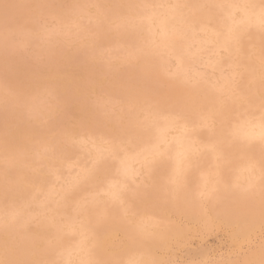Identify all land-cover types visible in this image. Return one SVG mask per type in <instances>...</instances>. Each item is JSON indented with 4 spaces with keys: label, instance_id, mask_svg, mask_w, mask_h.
<instances>
[{
    "label": "rangeland",
    "instance_id": "obj_1",
    "mask_svg": "<svg viewBox=\"0 0 264 264\" xmlns=\"http://www.w3.org/2000/svg\"><path fill=\"white\" fill-rule=\"evenodd\" d=\"M215 1L0 0V264L264 261V1Z\"/></svg>",
    "mask_w": 264,
    "mask_h": 264
},
{
    "label": "bare ground",
    "instance_id": "obj_2",
    "mask_svg": "<svg viewBox=\"0 0 264 264\" xmlns=\"http://www.w3.org/2000/svg\"><path fill=\"white\" fill-rule=\"evenodd\" d=\"M166 1H167V0H166ZM176 1H177V0H176ZM214 1H215V0H214ZM228 1H229V0H228ZM236 1H238V0H236ZM239 1H240V0H239ZM249 1H250V0H249ZM256 1H258V0H256ZM260 1H261V0H260ZM263 1H264V0H263ZM161 2H163V1H161ZM172 2H173V0H172ZM174 2H175V1H174ZM215 2H216V1H215ZM217 2H218V0H217ZM164 3H165V2H164ZM175 3H177V2H175ZM175 3H174V5H175ZM179 3H180V2H179ZM179 3H178L177 5H179ZM219 3H221V2L219 1ZM235 3H236V2H235ZM241 3H242V2H241ZM247 3H248V2H247ZM247 3H246V4H247ZM249 3H250V2H249ZM252 3H253V2H252ZM166 4H167V3H166ZM168 4H169V3H168ZM215 4H216V3H215ZM227 4H228V3H227ZM253 4H254V3H253ZM257 4H258V3H256L255 5H257ZM163 5H164V4H163ZM172 5H173V3H172ZM182 5L184 6V4H182ZM220 5H221V4H220ZM222 5H223V4H222ZM237 5H238V4H237ZM239 5H240V4H239ZM243 5H244V4H243ZM247 5H248V4H247ZM259 5H260V4H259ZM261 5H262V4H261ZM261 5H260V6H261ZM170 6H171V5H170ZM215 6H216V5H215ZM245 6H246V5H245ZM165 7H166V6H165ZM168 7H169V6H168ZM172 7H173V6H171V8H172ZM206 7H207V6H205V8H206ZM228 7H229V6H228ZM233 7H234V5H233ZM236 7H237V6H236ZM236 7H235V8H236ZM240 7H241V6H240ZM240 7H239V8H240ZM246 7H247V6H246ZM246 7H244L243 9L245 10ZM249 7L253 9V7H251V6H249ZM254 7H255V6H254ZM256 7H257V6H256ZM159 8L161 9V7H159ZM162 8H163V7H162ZM166 8H167V7H166ZM182 8H185V7H182ZM230 8H232V7H230ZM262 8H264V7H262ZM172 9H173V8H172ZM172 9H171V10H172ZM236 9H237V8H236ZM248 9H249V8H248ZM254 9H255V8H254ZM259 9H260V7H259ZM156 10H157V9H156ZM166 10H167V9H166ZM169 10H170V8H169ZM169 10H168V11H169ZM178 10H179V9H178ZM250 10H251V9H250ZM256 10H257V9H256ZM261 10H262V9H261ZM159 11H160V10H159ZM173 11H174V9H173ZM180 11H181V10H180ZM203 11H204V10H203ZM203 11H202V13H203ZM229 11H230V10H229ZM155 12H156V11H155ZM155 12H154V13H155ZM181 12H182V11H181ZM205 12H206V11H205ZM240 12H242V11H239V13H240ZM243 12H244V11H243ZM253 12H254V11H253ZM257 12H258V11H257ZM262 12H263V11H262ZM262 12H261V13H262ZM149 13H150V12H149ZM151 13H152V12H151ZM163 13H166V12L164 11ZM169 13H171V11H170ZM174 13H175V12H174ZM178 13H180V12H178ZM229 13H230V12H229ZM229 13H228V15H230ZM249 13H250V12H249ZM255 13H256V11H255ZM259 13H260V11H259ZM147 14H148V13H147ZM152 14H153V13H152ZM167 14H168V13H167ZM235 14H236V13H235ZM237 14H238V13H237ZM245 14H246V13H245ZM148 15H149V14H148ZM148 15H147V16H148ZM195 15H196V14H195ZM195 15H194V16H195ZM238 15H239V14H238ZM240 15H241V14H240ZM256 15H257V14H256ZM151 16H153V15H151ZM151 16H150V17H151ZM160 16H161V15H160ZM171 16H172V15H171ZM178 16H180V15H178ZM205 16H206V15H205ZM207 16H209V15H207ZM207 16H206V17H207ZM233 16H234V17H233ZM233 16H231V17L235 18V15H233ZM260 16H261V15H260ZM153 17H154V16H153ZM165 17H166V15H165ZM209 17H210V16H209ZM255 17H256V16H255ZM261 17H262V20H263V15H262ZM168 18H169V17H168ZM168 18H167V19H168ZM176 18H179V17H176ZM180 18H181V16H180ZM182 18H183V17H182ZM182 18H181V20H182ZM184 18H185V17H184ZM207 18H208V17H207ZM252 18H253V17H252ZM150 19H152V18H150ZM167 19H166V20H167ZM171 19H172V18H171ZM208 19H209V18H208ZM247 19H248V18H247ZM253 19H254V18H253ZM147 20H148V19H147ZM147 20H146V21H147ZM154 20H155V19H154ZM154 20H153V21H154ZM159 20H162V19H159ZM178 20L180 21V19H178ZM256 20H257V19H256ZM256 20H255V21H256ZM162 21H163V20H162ZM162 21H161V22H162ZM182 21H183V20H182ZM195 21H196V20H195ZM198 21H199V20H198ZM227 21H228V20H227ZM252 21H254V20H252ZM258 21H259V20H258ZM161 22H159V23H161ZM187 22H188V21H187ZM190 22H192V21H190ZM190 22H189V24L192 25L193 22H192V23H190ZM196 22H197V21H196ZM240 22H241V21H240ZM243 22H244L243 24H245V22H247V21L244 19ZM260 22H262V21H260ZM260 22H259V23H260ZM144 23H145V22H144ZM149 23H150V22H149ZM164 23L167 24V22H164ZM181 23H182V22H181ZM183 23H185V21H184ZM197 23H199V22H197ZM225 23H226V21H225ZM251 23H252V22H251ZM251 23H250V24H251ZM253 23H254V22H253ZM262 23H263V22H262ZM155 24H157V23H155ZM155 24H154V25H155ZM195 24H196V23H195ZM203 24H204V23H203ZM203 24H201V25H203ZM227 24H228V26H229V23H227ZM232 24H233V23H232ZM239 24H240V23H239ZM239 24L237 23L236 26H238ZM255 24H256V23H255ZM255 24H253V25L251 24V26L254 27ZM159 25H162V24H159ZM169 25H171V24H167L166 26H169ZM196 25H198V24H196ZM225 25H226V24H225ZM240 25H241V24H240ZM240 25H239V26H240ZM257 25H258V24H257ZM148 26H150V25H148ZM156 26H157V25H156ZM180 26H181V25H180ZM192 26H193V29H194V25H192ZM192 26H191V27H192ZM199 26H200V25H199ZM236 26H235V27H236ZM187 27H188V26H187ZM189 27H190V26H189ZM189 27H188V29H189ZM197 27H198V26H197ZM201 27H202V26H201ZM204 27H205V26H204ZM204 27H203V28H204ZM206 27H207V26H206ZM206 27H205V28H206ZM230 27H231V26H230ZM235 27H234V28H235ZM241 27H242V26H241ZM243 27H244V26H243ZM154 28H157V27L154 26ZM154 28H152V30H153ZM180 28H181V27H180ZM185 28H186V27H185ZM209 28H210V27H209ZM224 28L227 29V27H223V29H224ZM260 28H262V26H261ZM263 28H264V27H263ZM146 29H147V28H146ZM160 29H161V28H160ZM160 29H159V30H160ZM171 29H172V28H171ZM174 29H175V28H174ZM176 29L178 30L179 28H176ZM197 29H198V28H197ZM197 29H195V30H197ZM210 29H211V28H210ZM213 29H214V28H213ZM215 29H216V28H215ZM250 29H251V28H250ZM256 29H258V28L256 27ZM155 30H156V29H155ZM159 30H158V31H159ZM169 30H170V29H169ZM186 30H187V29H186ZM186 30H185V31H186ZM199 30H200V28H199ZM201 30H202V29H201ZM235 30H236V29H235ZM235 30H234V31H235ZM241 30H242V29H241ZM243 30L245 31L244 28H243ZM243 30H242V31H243ZM180 31H181V30H180ZM182 31H184V30H182ZM208 31H209V30H207L206 32H208ZM215 31H216V30H215ZM231 31H232V30H231ZM242 31H241V33H242ZM164 32H165V31H164ZM164 32H160V34H161V33H164ZM169 32H170V31H169ZM169 32H168V33H169ZM177 32H178V31H177ZM187 32H188V31H186V33H187ZM193 32H194V30H193ZM200 32L203 33L204 31H200ZM210 32H211V34H214V33H212V31H210ZM218 32H219V31H218ZM220 32H222V31H220ZM220 32H219V33H220ZM223 32H225V31L223 30ZM223 32H222V33H223ZM235 32H236V31H235ZM238 32H239V30H238ZM238 32L236 33L237 36L239 35ZM250 32L252 33V31H250ZM155 33H156V32H155ZM189 33H191V31H190ZM208 33H209V32H208ZM248 33H249V32H248ZM164 34H165V33H164ZM164 34H163V35H164ZM166 34H167V33H166ZM177 34H178V33H177ZM177 34H176V36H177ZM181 34H182V33H181ZM192 34H193V33H192ZM192 34L190 35V37L192 36ZM220 34H221V33H220ZM224 34H226V33H224ZM234 34H235V33H234ZM234 34H233V35H234ZM242 34H243V33H242ZM246 34H247V33H246ZM252 34H253V33H252ZM252 34H251V35H252ZM151 35H152V34H151ZM156 35H157V34H156ZM169 35H171V34H169ZM172 35H173V34H172ZM174 35H175V34H174ZM174 35H173V36H174ZM178 35H179V34H178ZM184 35H185V34H184ZM194 35H195V34H194ZM196 35H197V34H196ZM200 35H201V33H200ZM207 35H208V34H207ZM209 35H210V33H209ZM209 35H208V36H209ZM217 35H218V34H217ZM217 35H216V37H217ZM227 35H229V34H227ZM227 35H226V36H227ZM233 35H232V36H233ZM158 36H159V34H158ZM158 36H157V37H158ZM182 36H183V35H182ZM185 36H186V35H185ZM212 36H213V35H212ZM226 36H225V38H226ZM244 36H245V35H244ZM244 36H243V37H244ZM155 37H156V36H155ZM180 37H181V36H180ZM194 37H195V36H194ZM213 37H214V36H213ZM218 37H219V36H218ZM228 37H229V36H228ZM161 38H163V36H161ZM161 38H160V39H161ZM168 38H169V37H167L166 40H167ZM170 38H171V37H170ZM223 38H224V37H223ZM237 38H238V37H237ZM155 39H156V38H155ZM157 39H158V38H157ZM178 39H179V38H178ZM183 39H184V38H183ZM191 39H193V37H192ZM200 39H201V38H200ZM204 39H205V38H204ZM218 39H219V38H218ZM226 39H227V38H226ZM151 40H152V39H151ZM162 40H164V38H163ZM168 40H169V39H168ZM187 40H188V39H187ZM187 40H186V41H187ZM201 40H202V39H201ZM209 40H211L210 37H209ZM216 40H217V39H216ZM219 40H220V39H219ZM219 40H218V41H219ZM224 40H225V39H224ZM227 40H228V39H227ZM230 40H231V38H230ZM230 40H229V41H230ZM236 40H237V39H236ZM239 40H240V38H239ZM158 41H159V40H158ZM173 41H174V40H173ZM180 41H181V40H180ZM190 41H191V40H190ZM171 42H172V38H171ZM177 42H179V41H177ZM191 42H192V41H191ZM196 42H197V41H196ZM200 42H201V41H200ZM202 42H204V41L202 40ZM207 42H208V41H207ZM207 42H206V43H207ZM213 42H214V40H213ZM219 42H221V41H219ZM225 42H226V41H225ZM225 42H224V44H225ZM227 42H228V41H227ZM227 42H226V44H227ZM230 42H231V41H230ZM150 43H152V42L150 41ZM161 43H164V41H162ZM172 43H173V42H172ZM175 43H176V42H175ZM180 43L182 44V42H180ZM180 43H179V44H180ZM183 43H184V42H183ZM159 44H160V43H159ZM165 44L167 45V43H165ZM165 44H164V45H165ZM169 44H170V42H169ZM179 44L176 43V44H173V45H176V46L178 45V46H179ZM181 44H180V45H181ZM188 44H189V43H188ZM195 44H196V43H195ZM219 44H220V43H219ZM221 44H222V42H221ZM221 44H220V45H221ZM224 44H222V45H224ZM228 44H229V43H228ZM231 44L233 45L232 42L230 43V45H231ZM240 44H241V43H240ZM244 44H246V43L244 42ZM151 45H153V44H151ZM170 45H172V44H170ZM185 45H186V44H185ZM196 45H197V44H196ZM215 45H216V44H215ZM215 45H213V46L215 47ZM235 45H237V44L235 43ZM154 46H155V44H154ZM186 46H190V44H189V45H186ZM202 46H203V45H201V47H202ZM210 46H211V45H210ZM245 46H246V45H245ZM155 47H156V46H155ZM157 47H158V46H157ZM157 47H156V48H157ZM166 47H167V46H166ZM171 47H173V46H171ZM180 47H181V46H180ZM182 47H183V44H182ZM206 47H207V46H206ZM218 47H219V46H218ZM226 47H227V46H226ZM235 47L237 48V46H235ZM239 47H240V46H239ZM242 47H243V46H242ZM242 47H241V48H242ZM149 48H151V47L149 46ZM152 48H153V47H152ZM152 48H151V49H152ZM156 48H154V49H156ZM161 48H162V47H161ZM167 48H168V47H167ZM174 48H175V47H174ZM183 48H185V47H183ZM195 48H196V46H195ZM195 48H194V49H195ZM208 48H209V47H208ZM233 48H234V47L232 46V49H233ZM176 49H177V47H176ZM179 49H181V48H179ZM192 49H193V48H192ZM192 49H191V50H192ZM210 49H212V48H210ZM210 49H209V50H210ZM229 49H230V48H229ZM245 49H247V46H246ZM186 50H189V49L187 48ZM198 50H199V49H198ZM201 50L203 51V48H202ZM207 50H208V49H207ZM223 50H224V49H223ZM226 50H228V48H227ZM243 50H244V48H243ZM243 50H242V51H243ZM256 50H257V49H256ZM150 51H151V50H150ZM160 51H161V49H160ZM164 51H168V50H164ZM172 51L174 52V50H172ZM177 51H178V50H177ZM177 51H176V52H177ZM193 51H194V50H193ZM202 51H201V52H202ZM224 51H225V50H224ZM228 51H229V50H228ZM230 51H231V49H230ZM234 51H235V50H234ZM245 51L247 52V50H245ZM151 52L154 53V51H151ZM169 52H171V51L169 50ZM176 52H175V55H176ZM180 52H181V51H178L177 54L180 53ZM182 52H183V51H182ZM210 52H211V51H210ZM214 52H217V51H214ZM214 52H213V53H214ZM219 52H220V51H219ZM243 52H244V51H243ZM163 53L165 54V52H163ZM171 53H172V52H171ZM171 53H170V54H171ZM186 53H187V52H185V54H186ZM191 53H192V52H191ZM196 53H198V52L196 51ZM199 53H200V52H199ZM206 53H207V51H206ZM228 53H229V52H228ZM239 53H241V50H240ZM255 53H256V51H255ZM259 53H260V52H259ZM183 54H184V52H183ZM183 54H180V55H183ZM187 54H188V53H187ZM209 54H210V53H209ZM221 54H222V53H221ZM232 54H233V53H232ZM175 55L173 56V58H174L173 60H175ZM189 55H190V53H189ZM193 55H194V54H193ZM193 55H192V56H193ZM196 55H198V54H196ZM240 55H242V53H241ZM251 55H252V54H251ZM253 55H254V52H253ZM257 55H258V53H257ZM257 55H256V56H257ZM202 56H203V55H202ZM204 56H205V58H206V55H204ZM214 56H215V55H214ZM217 56H218V55H217ZM176 57H177V56H176ZM179 57H180V56H179ZM197 57H198V56H197ZM200 57H201V56H200ZM222 57H223V55H222ZM228 57H229V56H228ZM185 58H186V57H185ZM190 58H191V57H190ZM190 58H189V59H190ZM193 58H194V57H193ZM193 58H191V59H193ZM207 58H208V57H207ZM213 58H214V57H213ZM218 58H219V57H218ZM226 58H227V57H226ZM257 58H258V56H257ZM165 59H166V58H165ZM208 59H209V58H208ZM211 59H212V58H211ZM235 59H236V58H235ZM235 59H233V60H235ZM251 59H252V58H251ZM176 60H177V59H176ZM180 60H181V59H180ZM180 60H179V62H180ZM182 60H183V58H182ZM194 60H195V59H193L192 61L194 62ZM197 60H198V59H197ZM197 60H195V61L197 62ZM201 60H202V59H201ZM221 60H222V58H221ZM221 60H220V61H221ZM252 60H254V59H252ZM260 60H261V59H260ZM165 61H166V60H165ZM206 61H207V60H206ZM213 61H214V60H213ZM223 61H225V60H223ZM223 61H222V62H223ZM230 61H231V60H230ZM240 61H241V60H240ZM254 61H255V60H254ZM175 62H176V61H175ZM242 62H243V61H242ZM169 63H171V62H169ZM177 63H178V61H177ZM177 63H176V64H177ZM184 63H185V60H184ZM186 63H187V62H186ZM186 63H185V65H187L189 62H188L187 64H186ZM205 63H206V62H205ZM210 63H211V62H209V65H211ZM218 63H219V62H218ZM226 63H227V61H226ZM231 63H232V61H231ZM231 63H230V64H231ZM251 63H252V62H251ZM255 63H256V62H255ZM166 64H167V63H166ZM180 64H181V63H180ZM182 64H183V63H182ZM195 64H196V63H195ZM199 64H201V63H198V65H199ZM219 64H220V63H219ZM233 64H235V63L233 62ZM248 64H249V63H248ZM252 64H253V63H252ZM252 64H251V66H255V65H252ZM262 64H263V63H262ZM178 65H179V64H178ZM190 65H191V64H190ZM190 65H189V66H190ZM192 65H193V64H192ZM198 65H197V67H198ZM201 65H202V64H201ZM209 65H208V68H209ZM214 65H217V62L214 63ZM214 65H212V66H214ZM221 65H222V64H221ZM183 66H184V65H183ZM199 66H200V65H199ZM231 66H232V65H230V67H231ZM241 66H242V65H241ZM249 66H250V65H249ZM176 67H177V65H176ZM178 67H180V66H178ZM191 67H192V66H191ZM204 67H206V65L203 66V69H204ZM210 67H211V66H210ZM228 67H229V66H228ZM233 67H234V66H232V68H233ZM169 68H170V67H169ZM184 68H185V67H184ZM195 68H196V67H195ZM206 68H207V67H206ZM249 68H250V67H249ZM255 68H256V67H255ZM258 68H259V67H258ZM188 69H189V68H188ZM197 69H198V68H197ZM211 69H212V68H211ZM214 69H216V68H214ZM214 69H213V71H214ZM218 69H220V67H219ZM222 69H223V68H222ZM227 69H228V68H227ZM230 69H231V68H230ZM230 69H229V70H230ZM239 69H240V68H239ZM244 69H245V68H244ZM261 69H262V68H261ZM176 70H177V69H176ZM179 70H180V69H179ZM195 70H196V69H195ZM195 70H194V71H195ZM205 70H206V69H205ZM209 70H210V68H209ZM216 70H217V69H216ZM216 70H215V71H216ZM220 70H221V69H220ZM237 70H238V69H237ZM250 70H254V69L251 68ZM170 71H172V70H170ZM174 71H175V69H174ZM177 71H178V70H177ZM181 71H182V72L184 71L183 68H182ZM189 71H192V70H189ZM217 71H218V70H217ZM227 71H228V70H227ZM231 71H232V70H231ZM172 72H173V71H172ZM197 72H198V70H197ZM208 72H209V71H208ZM218 72H219V71H218ZM190 73H191V72H190ZM204 73H205V72H204ZM206 73H207V72H206ZM219 73H220V72H219ZM224 73H225V72H224ZM224 73H223V74H224ZM228 73H229V72H228ZM235 73H236V72H235ZM243 73H244V72H243ZM243 73H238V74H243ZM184 74H185V73H184ZM192 74H194V73L192 72ZM198 74H201V73H198ZM208 74H209V73H208ZM210 74H211V73H210ZM220 74H222V72H221ZM194 75H195V74H194ZM211 75H212V74H211ZM213 75H214V74H213ZM218 75H219V74H217V76H218ZM227 75H228V74H227ZM235 75H236V74H235ZM189 76H190V75H189ZM199 76H200V75H199ZM221 76H223V75H221ZM237 76H238V75H237ZM242 76H243V75H242ZM185 77H187V76H185ZM203 77H204V76H203ZM205 77H206V75H205ZM219 77H220V76H219ZM228 77H229V76H228ZM187 78H188V77H187ZM190 78H191V77H190ZM220 78H221V77H220ZM230 78H231V77H230ZM238 78H239V77H238ZM238 78H237V79H238ZM191 79H192V78H191ZM196 79H197V78H196ZM216 79H218V77H217ZM223 79H224V78H223ZM237 79H234V80L237 81ZM204 80H206V79L204 78ZM234 80H233V81H234ZM261 80H262V79H261ZM202 81H203V80H202ZM209 81H210V80H209ZM221 81H222V80H221ZM203 82H204V81H203ZM194 83H195V81H194ZM210 83H212V82H210ZM222 83H223V82H222ZM237 83H238V82H237ZM191 84H192V83H191ZM214 84H215V83H214ZM216 84H217V82H216ZM220 84H221V83H220ZM194 85H195V84H194ZM217 85H219V84H217ZM230 85H231V84H230ZM233 85H234V84H233ZM213 86H216V85H213ZM226 87H227V86H226ZM255 87H256V86H255ZM214 88H215V87H214ZM224 88H225V87H224ZM256 88L258 89V87H256ZM231 89H233V88H231ZM256 91H257V90H256ZM224 92H225V90H224ZM220 93H221V92H220ZM227 93H228V92H226V94H227ZM259 93H262V92H259ZM226 94H225V95H226ZM230 94H231V93H230ZM232 94H233V93H232ZM233 95H234V94H233ZM261 95H263V94H261ZM222 96H224V95H222ZM259 96H260V94H259ZM230 97H231V96H230ZM254 98H256V96H255ZM260 99H261V98H260ZM262 99H263V98H262ZM263 100H264V99H263ZM243 101H244V100H243ZM234 105H235V104H234ZM254 117H255V116H254ZM250 118H251V117H250ZM259 118H260V117H259ZM164 119H165V118H164ZM168 119H169V118H168ZM262 119H264V118H262ZM262 119H261V120H262ZM259 120H260V119H259ZM261 120H260V121H261ZM175 121H176V120H175ZM175 121H174V122H175ZM186 121H187V120H186ZM245 121H246V120H245ZM159 122H160V121H159ZM183 122H184V121H183ZM249 122H250V121H249ZM253 122H254V121H253ZM165 123H166V122H165ZM165 123H164V124H165ZM181 123H182V122H181ZM244 123H246V122H244ZM254 123H255V122H254ZM254 123H252V124H254ZM256 123H258V122H256ZM256 123H255V124H256ZM158 124H159V123H158ZM164 124H163V125H164ZM168 124H169V123H168ZM171 124H172V123H171ZM185 124H186V123H185ZM191 124H192V123H191ZM241 124H242V123H241ZM241 124H240V125H241ZM260 124H261V122H260ZM260 124L258 125V127L260 126ZM250 125H251V124H250ZM159 126H160V125H159ZM179 126H181V125H179ZM188 126H189V125H188ZM245 126H247V125L245 124ZM262 126H263V125H262ZM177 127H178V126H177ZM181 127H182V126H181ZM184 127H185V126H184ZM254 127H255V126H254ZM155 128H156V127H155ZM157 128H159L158 125H157ZM179 128H180V127H179ZM186 128H187V126H186ZM246 128H247V127H246ZM249 128H250V127H249ZM256 128H257V127H256ZM173 129H174V128H173ZM187 129H188V128H187ZM187 129H186V130H187ZM244 129H245V128H244ZM247 129H248V128H247ZM167 130H169V126H168ZM174 130L176 131V129H174ZM178 130H179V129H178ZM178 130H177V132H178ZM183 130H184V129H183ZM242 130H243V129H242ZM159 131H161V130H159ZM164 131H165V130H164ZM243 131H244V130H243ZM154 132H155V131H154ZM167 132H168V131H167ZM180 132H181V130H180ZM186 132H187V131H186ZM186 132H185V133H186ZM238 132H239V131H238ZM256 132H257V130H256ZM156 133H157V132H156ZM160 133H161V132H160ZM174 133H175V132H174ZM183 133H184V132H183ZM232 133H233V131H232ZM242 133H243V132H242ZM170 134H173V133L170 132ZM170 134H169V135H170ZM187 134H189V132H188ZM257 134H258L257 136H258L259 138H264V127L261 128ZM156 135H159V134H155L154 136H156ZM180 135H181V134H180ZM180 135H179V136H180ZM166 136H167V135H166ZM172 136H173V135H172ZM242 136H243V135H242ZM242 136H241V137H242ZM248 136H249V135H248ZM252 136H253V135H252ZM158 137H159V139H161L160 136H158ZM168 137L171 138V136H168ZM168 137H166V138H168ZM177 137H178V136H177ZM182 137H183V136H182ZM189 137H191V136H189ZM233 137H235L234 134H233ZM244 137H245V135H244ZM249 137H251V136H249ZM258 137H257V138H258ZM163 138H164V137H163ZM173 138H174V137H173ZM175 138H176V137H175ZM184 138H185V136H184ZM184 138H183V139H184ZM247 138H248V137H247ZM187 139H188V138H187ZM239 139H240V138H239ZM239 139H238V140H239ZM245 139H246V138H245ZM254 139H255V138H254ZM155 140H157V139H155ZM188 140H189V139H188ZM188 140H187V141H188ZM211 140H212V139H211ZM251 140H252V139H251ZM255 140H256V139H255ZM260 140H261V139H260ZM260 140H259V141H260ZM263 140H264V139H263ZM159 141H160V140H159ZM176 141H177V140H176ZM195 141H196V140H195ZM197 141H198V140H197ZM242 141H243V140H242ZM253 141H254V140H253ZM253 141H252V142H253ZM261 141H262V140H261ZM160 142H161V141H160ZM164 142H165V141H164ZM168 142H169V141H168ZM178 142L180 143L179 140H178ZM178 142H177V143H178ZM182 142H186V140H185V141H182ZM171 143H172V142H171ZM193 143H194V142H193ZM262 143H263V142H262ZM143 144H144V143H143ZM156 144H157V143H156ZM164 144H165V143H164ZM164 144H163V145H164ZM175 144H176V143H175ZM190 144H192L191 141H190ZM165 145H166V144H165ZM165 145H164V146H165ZM177 145H178V144H177ZM185 145H186V144H185ZM196 145H197V143H196ZM199 145H200V144H199ZM199 145H198V146H199ZM249 145H251V144H249ZM252 145H253V144H252ZM263 145H264V143H263ZM154 146H155V145H154ZM159 146H160V145H159ZM166 146H167V145H166ZM173 146H175V145H173ZM173 146H172V147H173ZM200 146H201V145H200ZM103 147H104V146H103ZM103 147H102V148H103ZM105 147H106V146H105ZM108 147H109V146H107V148H108ZM144 147H145V146H144ZM147 147H148V146H147ZM147 147H146V148H147ZM172 147H170V148H172ZM184 147H185V146H184ZM188 147H189V146H188ZM100 148H101V147H100ZM155 148H156V147H155ZM170 148H168V149H170ZM173 148H174V147H173ZM177 148H178V146H177ZM181 148H182V146H181ZM197 148H198V147H197ZM199 148H200V147H199ZM203 148H204V147H203ZM207 148H208V147H207ZM216 148H217V147H215V149H216ZM113 149H114V148H113ZM149 149H150V148H149ZM159 149H160V148H159ZM159 149H157V150H159ZM162 149H163V148H162ZM168 149H167V150H168ZM190 149H191V148H190ZM101 150H102V149H101ZM133 150H134V149H133ZM150 150H153V149H150ZM164 150H165V149H164ZM172 150H173V149H172ZM175 150H176V148H175ZM178 150H179V148H178ZM192 150H193V149H192ZM199 150H200V149H199ZM204 150L206 151V149H204ZM208 150H209V149H208ZM208 150H207V151H208ZM218 150H219V149H217V151H218ZM104 151H105V150H104ZM122 151H123V149H122ZM129 151H130V150H129ZM136 151H138V150H136ZM141 151H142V150H141ZM146 151H147V150H145V148H144V151H143V152L146 153ZM154 151H155V149H154ZM185 151L188 152L187 150H185ZM185 151H184V152H185ZM194 151H195V150H194ZM123 152H125V149H124ZM133 152H134V151H133ZM160 152H162L161 149H160ZM165 152H167V151H165ZM190 152H192V151L190 150ZM195 152H196V151H195ZM214 152H215V151H214ZM219 152H220V151H219ZM219 152H218V153H219ZM106 153H107V152H106ZM112 153H115V152L113 151ZM118 153H119V152H118ZM134 153H135V152H134ZM137 153H139V152H137ZM149 153H150V152H149ZM151 153H152V152H151ZM151 153H150V154H151ZM168 153H169V152H168ZM196 153H197V152H196ZM199 153H200V152H199ZM199 153H198V155H199ZM109 154H110V152H109ZM126 154H128V152H126ZM146 154H147V153H146ZM153 154H155V153H153ZM164 154H165V153H164ZM169 154H170V153H169ZM183 154H184V153H183ZM187 154H188V153H187ZM210 154H211V153H210ZM124 155H125V154H124ZM135 155L137 156V154H135ZM142 155H143V154H142ZM158 155H159V154H158ZM179 155H180V154H179ZM190 155H192V154L190 153ZM195 155H196V154H195ZM206 155H207V154H206ZM214 155H215V154H214ZM216 155H217V154H216ZM121 156H122V155H121ZM140 156H141V155H140ZM154 156H155V155H154ZM156 156H157V155H156ZM159 156H160V155H159ZM162 156H163V155H162ZM181 156H182V155H181ZM129 157H130V156H129ZM150 157H151V156H150ZM183 157H188V158H189V156H183ZM183 157H182V158H183ZM138 158H139V157H138ZM138 158H137V159H138ZM147 158H148V157H147ZM190 158H191V157H190ZM212 158H213V156H212ZM215 158H216V156H215ZM122 159H123V157H122ZM141 159H142V158H141ZM144 159H145V158H144ZM184 159H185V158H184ZM123 160H124V159H123ZM129 160H130V159H129ZM174 160H175V159H174ZM180 160H182V159H180ZM124 161H126V160H124ZM127 161H128V159H127ZM141 161H142V160H141ZM151 161H153V160H151ZM151 161H150V162H151ZM175 161H176V160H175ZM190 161H191V160H190ZM144 162H145V160H144ZM144 162H143V163H144ZM147 162H148V161H147ZM188 162H189V161H188ZM130 163H131V161H130ZM130 163H129V164H130ZM180 163H181V162H180ZM182 163H183V162H182ZM118 164H119V162H118ZM132 164H133V163H132ZM132 164H131V165H132ZM134 164H135V163H134ZM137 164H138V163H137ZM139 164H140V162H139ZM175 164H176V163H175ZM141 165H143V164H141ZM173 165H174V164H173ZM185 165H186V164H185ZM187 165H188V164H187ZM137 166H138V165H137ZM244 166H246V165H244ZM249 166H250V165H249ZM118 167H119V166H118ZM120 167H121V168H120ZM120 167H119V169L121 170V169H122V166H120ZM135 167H136V166H135ZM177 167H178V166H177ZM188 167H189V166H188ZM188 167H187V168H188ZM240 167H242V166H240ZM250 167H251V166H250ZM149 168H150V166H149ZM245 168H246V167H245ZM251 168H253V167H251ZM119 169H118V170H119ZM243 169H244V168H243ZM254 169H255V167H254ZM256 169H257V168H256ZM133 170H134V169H133ZM133 170H132V171H133ZM183 170H184V169H183ZM239 170H240V169H239ZM246 170H247V169H246ZM250 170H251V169H250ZM252 170H253V169H252ZM257 170H258V169H257ZM123 171H124V173H127V174L130 172L129 165H128L127 163H125V162H124V164H123ZM244 171H245V170H244ZM247 171H248V170H247ZM133 172H134V171H133ZM184 172H185V171H184ZM239 172H241V171H239ZM118 173H119V172H118ZM120 173H121V172H120ZM186 173H187V172H186ZM255 173H256V172H255ZM179 174H180V172H179ZM187 174H188V173H187ZM237 174H238V173H237ZM249 174H252V173L249 172ZM120 175H121V174H120ZM122 175H123V174H122ZM135 175H136V174H135ZM177 175H178V174H177ZM177 175H176V177H177ZM203 175H204V174H203ZM244 175H246V174L244 173ZM253 175H254V174H253ZM125 176H127V175H125ZM133 176H134V175H132V177H133ZM210 176H211V174H210ZM238 176H241V175H238ZM249 176H251V175H249ZM127 177H128V176H127ZM207 177H208V176H206V178H207ZM177 178H178V177H177ZM203 178H205V177H203ZM237 178H238V177H237ZM246 178H247V177H246ZM207 179H208V178H207ZM240 179H241V182H242V178H240ZM254 179H255V177H254ZM249 180H250V179H249ZM203 181H204V179H203ZM206 181H207V180H206ZM208 181H210V180H208ZM213 181H214V180H213ZM239 182H240V181H239ZM246 182L248 183V181H246ZM214 183H215V182H214ZM244 183H245V182H244ZM255 183H256V182H255ZM207 184H208V183H207ZM211 184H212V182H211ZM211 184H210V185H211ZM246 185H247V184H246ZM115 186H116V185H115ZM115 186H113V187L115 188ZM121 186H122V185H121ZM206 186H208V185H206ZM206 186H205V188H206ZM247 186H248V185H247ZM108 187H109V186H108ZM110 187H111V186H110ZM118 187H120V184H119ZM211 187H212V186H211ZM218 187H219V186H218ZM250 187H251V186H250ZM106 188H107V187H106ZM121 188H122V187H121ZM109 189H111V188H109ZM116 189H117V188H116ZM208 189H209V188H208ZM212 189H213V188H211V190H212ZM105 191H106V190H105ZM108 191H111V190H108ZM100 192L102 193V191H100ZM106 192H107V191H106ZM119 192H122V190H120ZM103 193H104V192H103ZM117 193H118V192H117L116 190H113V188H112L111 194L113 195V197H114ZM109 194H110V193H109ZM111 194H110V195H111ZM121 194H122V193H121ZM106 196H107V195H106ZM103 197H104V196H103ZM111 198H112V197H111ZM100 199H101V198H100ZM116 199H117V198H116ZM102 200H103V199H102ZM110 200H112V199H110ZM59 204H60V203H59ZM61 204H62V203H61ZM64 205H65V204H64ZM61 206H62V205H61ZM62 208H64V207H62ZM60 209H61V208H60ZM59 211H61V210H59ZM63 211H64V210H63ZM68 212H70V211H68ZM81 213H82V212H81ZM66 214H67V213H66ZM62 215H63V212H62ZM62 215H60V216L62 217ZM12 216H13V215H12ZM14 216H15V215H14ZM17 216H19V215L17 214ZM64 216H66V215H64ZM73 216H74V215H73ZM78 216H80V215H78ZM67 217H68V215H67ZM12 218H13V217H12ZM71 218H72V217H71ZM77 218H78V217H77ZM14 219H17V218H14ZM72 219H74V218H72ZM83 219H84V218H83ZM65 221H66V220H65ZM65 221H63V222H65ZM83 222H84V221H83ZM87 222H88V221H87ZM68 225H69V224H68ZM85 226H86V225H85ZM63 229H64V227H63ZM84 229H85V228H84ZM66 230H67V229H66ZM70 230H71V229H70ZM70 230H69V231H70ZM77 230H78V229H77ZM68 234H69V233H68ZM87 234H88V233H87ZM71 235H72V234H71ZM74 235H75V234H74ZM79 235H80V234H79ZM83 235H84V234H83ZM87 237L89 238V236H87ZM81 238H82V237H81ZM84 241H85V240H84ZM90 241H91V240H90ZM89 243H91V242H89ZM82 244H83V243H82ZM64 245H65V244H64ZM88 245H89V244H88ZM76 246H77V244H76ZM84 247H85V246H84ZM63 249H64V248H63ZM66 249H67V247H66ZM66 249H65V250H66ZM73 249H75V248H73ZM71 252H72V251H71ZM82 252H83V251H81V253H82ZM83 253H84V252H83ZM83 253H82V254H83ZM64 254H65V252H64ZM64 254H63V255H64ZM76 254H77V253H76ZM84 254H85V253H84ZM86 254H87V253H86ZM86 254H85V257H86ZM71 255H72V254H71ZM74 255H75V254H74ZM68 256H69V255H68ZM82 257H83V256H82ZM88 257H89V256H88ZM83 259H84V258H83ZM73 260H74V258H73ZM84 261H85V260H84ZM73 262H74V261H73ZM73 262H72V263H73ZM76 263H78V262H76ZM76 263L74 262V264H76ZM64 264H65V263H64ZM79 264H81V263H79ZM130 264H131V263H130Z\"/></svg>",
    "mask_w": 264,
    "mask_h": 264
},
{
    "label": "snow or ice",
    "instance_id": "obj_3",
    "mask_svg": "<svg viewBox=\"0 0 264 264\" xmlns=\"http://www.w3.org/2000/svg\"><path fill=\"white\" fill-rule=\"evenodd\" d=\"M9 264H12V262H9ZM261 264H264V261H261Z\"/></svg>",
    "mask_w": 264,
    "mask_h": 264
}]
</instances>
